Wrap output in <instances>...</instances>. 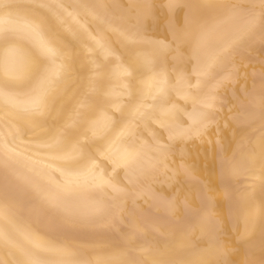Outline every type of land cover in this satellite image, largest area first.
Wrapping results in <instances>:
<instances>
[{
    "label": "bare ground",
    "instance_id": "6f19581e",
    "mask_svg": "<svg viewBox=\"0 0 264 264\" xmlns=\"http://www.w3.org/2000/svg\"><path fill=\"white\" fill-rule=\"evenodd\" d=\"M130 4L148 7L133 10ZM260 4L0 0V16L42 22L40 36L17 35L8 46L0 43V82L6 68L26 71L37 62L51 81L42 114L0 103V231L12 241L0 242V260L180 261L218 238L225 260L264 264V119L254 103L264 91ZM138 14H146L143 39L129 44L121 33L133 30ZM173 30L186 31L188 39L168 48L151 43L170 44ZM130 61L135 71L127 75ZM202 112L211 114L207 128ZM61 131L62 144L45 147ZM94 132L90 151L108 149L97 165L123 193L107 184L64 187L59 170L65 161L57 155L77 139L87 143ZM167 201L176 204L174 211L165 210ZM185 202L208 223L201 227L185 212ZM243 235L247 244L240 241ZM185 236L192 248L173 243Z\"/></svg>",
    "mask_w": 264,
    "mask_h": 264
},
{
    "label": "snow or ice",
    "instance_id": "6c2138e0",
    "mask_svg": "<svg viewBox=\"0 0 264 264\" xmlns=\"http://www.w3.org/2000/svg\"><path fill=\"white\" fill-rule=\"evenodd\" d=\"M87 7V5H85ZM129 8L135 10L137 8H147V5H139V4H130ZM169 7H175V5L170 4ZM255 7V6H253ZM259 19L264 21V0H261V4L259 6ZM146 14H138L135 17V23L133 25V30L131 32H122L121 34L124 36V39L129 44H135L141 39H143V25ZM256 16L252 15L250 23L255 22ZM106 23L110 22L109 20H105ZM83 27V25H81ZM42 22H37L34 20L25 19L23 22L17 19H13L11 14L0 16V43L4 46H8L12 38L17 35H27V36H40L41 35ZM188 39V34L183 30H173L172 38L170 44H165L163 41H155L151 42L158 47L168 48L172 45H179L185 42ZM241 39V37H237L236 40L232 41L228 44L224 49L221 50L219 55H223V53L227 52L228 48L233 47L237 41ZM97 46L104 48V45L100 41H96ZM42 47L48 52L52 53L53 49L48 47L46 44L42 43ZM106 54L115 55L105 49ZM216 58L214 57L213 60ZM129 68L124 70V74L132 75L135 71L134 61L129 62ZM43 67L37 62L33 63L26 71H18L15 73H9L7 68L5 69V77L6 79L3 82H0V103H4L7 105H11L12 107L18 109L24 113H37L42 114L45 110L46 105L48 104V94L51 81L44 74ZM159 91H163V82L161 83V87L158 89ZM260 106V115L261 118L264 119V91L261 92L260 96L254 99V103H257ZM206 108H211V104H206ZM116 111H120L118 107L115 108ZM136 113L134 112L133 115ZM254 116L255 113H252ZM202 127L207 128L211 122V114L208 112H202L200 114ZM110 119V118H109ZM71 127V125L67 126ZM66 133L61 131L58 133L53 139L52 142L45 147L50 149L58 148L65 138ZM95 144V132L93 136L88 139V142L85 143L79 139L75 140L72 144L71 149L69 151H65L56 158L65 161V167L60 171L61 176L64 177V187L66 190L73 189H84V188H92L99 187L104 184H107L109 187L113 189L114 192L123 193L124 190L116 187L115 185L110 184V182L103 176L102 170L99 169L97 165V159L101 156H106L108 154V149L95 147L94 152L90 151L94 147ZM170 150L169 148H164L162 151L167 153ZM261 161L264 163V143L261 145V153H260ZM83 161V163H81ZM117 166L119 162H116ZM160 163L163 164V159L160 160ZM130 183L134 182L132 178H129ZM184 210L186 213L194 216L197 222L203 227L206 223H208L209 218L201 213L198 209H194L188 202H185ZM176 208V204L171 201L165 202V210L166 211H174ZM223 235L222 231L218 230V236ZM240 241L244 244H247L249 241L246 238V235L240 237ZM0 242H3L5 246H10L12 244L11 239L7 236L6 233L0 231ZM177 246L180 247H190L192 248V240L188 237H182L173 241ZM45 251H62L60 249H55L52 247L45 248ZM0 264H13L12 261H4L0 260ZM15 264H46L45 261L36 258L34 256H28L27 259L17 260ZM62 264H81L80 261H64ZM125 264H131V262H125ZM147 264H233V262L227 261L223 258L222 251L220 248L219 239L217 238L213 241L209 247L207 248H193L190 255L182 259L180 261H167L162 259H155L147 262Z\"/></svg>",
    "mask_w": 264,
    "mask_h": 264
}]
</instances>
